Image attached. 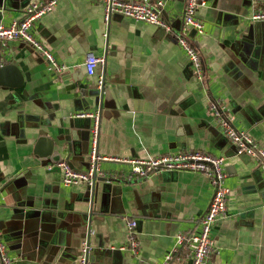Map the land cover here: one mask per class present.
Returning <instances> with one entry per match:
<instances>
[{
    "label": "crops",
    "instance_id": "obj_1",
    "mask_svg": "<svg viewBox=\"0 0 264 264\" xmlns=\"http://www.w3.org/2000/svg\"><path fill=\"white\" fill-rule=\"evenodd\" d=\"M40 1L0 0V22L22 20ZM204 1L205 33L194 38L203 81L177 41L182 0L162 12L170 31L117 13L107 22L99 0H58L31 31L60 70L30 42L7 43L0 66L15 61L24 77L21 86L0 83V230L13 264H79L87 242L91 264H162L178 233L200 232L215 192L205 174L160 171L128 180L129 164L103 161L113 182L97 181L92 191L86 183L65 186L63 170L47 167L57 162L35 153L46 135L62 160L70 156L85 171L90 133L81 126L88 123L76 126L73 118L100 107L103 155L146 159L199 149L225 156L231 192L227 215L212 228L211 264H264V161L237 154L209 107L222 99L231 124L264 145V21L251 19L258 5L250 0ZM89 52L106 57L103 99L85 69ZM126 216L138 220V253L122 248Z\"/></svg>",
    "mask_w": 264,
    "mask_h": 264
},
{
    "label": "built area",
    "instance_id": "obj_2",
    "mask_svg": "<svg viewBox=\"0 0 264 264\" xmlns=\"http://www.w3.org/2000/svg\"><path fill=\"white\" fill-rule=\"evenodd\" d=\"M99 1L103 4L104 16L107 22L113 14L117 13L138 21L159 25L168 31L171 30V25L164 19L162 12L167 2L175 0ZM182 1L185 3V8L182 26L176 36L177 41L186 51L195 76L198 80L203 81L205 70L194 38L205 33V23L199 17L198 11L200 7L206 5V2L204 0ZM250 1L258 5L253 9L251 19L254 21H264V0ZM57 3L58 0L32 2L25 8V16L22 20H13L8 24L0 22V57L9 41L23 39L30 42L35 48L43 51L50 59L51 65L60 70L61 66L31 31L35 22L50 13ZM192 31H195L194 36L191 35ZM105 61L106 57L98 56L93 52L87 53L85 57L86 72L90 76L96 75L98 89L104 88L106 83V72L101 69ZM209 107L218 119L222 132L235 145L237 154H248L257 161H264V145L256 141L248 133L238 131L231 124V117L227 114L222 99L214 98L210 101ZM75 116L90 117L93 120L90 128V150L88 153L87 169L85 171L76 170L66 160H61L47 166L49 169L58 166L63 170L62 183L65 186L86 183L92 190L98 177L108 176L103 171L101 164L103 161L129 164L131 170L128 173L122 174L128 180L143 179L150 174L160 171L199 172L210 178L215 192L207 211L200 219V232L178 233L174 247L166 254L162 264H172L174 261L182 259H185L188 264H211V255L216 246L212 228L216 221L227 215L228 197L231 192V188L225 184L227 176L226 157L199 149L177 150L146 159L103 155L99 153L101 109L78 112ZM110 175L114 177V174ZM125 219L128 239L127 244L122 248L131 249L134 253H138L140 246L137 238L138 220L130 216H126ZM8 251V245L0 230V264H13ZM91 251V245L88 242L84 243L80 253L79 264H91Z\"/></svg>",
    "mask_w": 264,
    "mask_h": 264
},
{
    "label": "water",
    "instance_id": "obj_3",
    "mask_svg": "<svg viewBox=\"0 0 264 264\" xmlns=\"http://www.w3.org/2000/svg\"><path fill=\"white\" fill-rule=\"evenodd\" d=\"M191 35L194 36L195 31H192ZM23 78L24 77H23L20 69L17 67L15 61H11L10 63L3 64L0 66V83H2L4 85H8V86H21L23 84ZM105 94H106V86L105 85H104V88H102V89H98V88L96 89V95H99L101 99L104 98ZM82 121H84L85 123H88V125H84L81 127L84 129H88L89 133H90L91 121H92L91 118H89V117L83 118V117H77V116L73 118V122L76 126H79V123ZM35 153L41 157H49L53 161H56V162H59L62 160V153L59 150L58 145H56L54 143V141L52 139H49L48 136H46V135H42L38 139ZM69 157L70 156H68L66 160L72 164ZM101 180L106 181V182H108V181L113 182V179L111 180L108 176L98 177L96 182L101 181ZM116 181L119 182L118 179H116ZM95 185L92 188V191H94ZM119 185L120 184L115 183V184H113L112 188L114 189V187L119 186ZM89 189H90V187H89ZM90 193H91V191H90ZM92 195H93V200H94V194H92Z\"/></svg>",
    "mask_w": 264,
    "mask_h": 264
}]
</instances>
